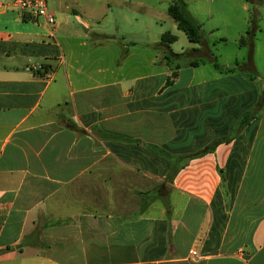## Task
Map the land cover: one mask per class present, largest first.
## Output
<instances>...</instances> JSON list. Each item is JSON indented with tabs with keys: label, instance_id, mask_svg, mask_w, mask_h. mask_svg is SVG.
Listing matches in <instances>:
<instances>
[{
	"label": "crops",
	"instance_id": "0c3cea01",
	"mask_svg": "<svg viewBox=\"0 0 264 264\" xmlns=\"http://www.w3.org/2000/svg\"><path fill=\"white\" fill-rule=\"evenodd\" d=\"M48 1L52 24L0 0V264H264V99L230 141L183 159L172 181L173 159L152 148L199 153L261 101L257 79L221 72L211 59L264 77V27L240 44L251 6L264 19V0H230L241 11L229 13L214 10L215 0H183L205 41L192 42L174 21L169 49L187 52L175 65L161 39L142 44L98 27L121 7L135 30L144 28L132 9L145 0ZM163 1L165 9L173 3ZM228 17L240 19L238 46L248 59L222 64L213 47L226 38L214 33ZM182 36L186 46L176 50ZM196 59L203 61L191 65ZM43 64L50 70L41 75ZM108 158L168 183L166 203L130 217L66 204L70 187Z\"/></svg>",
	"mask_w": 264,
	"mask_h": 264
},
{
	"label": "rangeland",
	"instance_id": "374dc122",
	"mask_svg": "<svg viewBox=\"0 0 264 264\" xmlns=\"http://www.w3.org/2000/svg\"><path fill=\"white\" fill-rule=\"evenodd\" d=\"M199 1H201L200 5L204 6L209 5L212 0ZM150 2L152 6L155 5L152 7L154 8L153 13L148 8ZM221 2L215 0V4H212L214 10H225L227 13L230 11H241V6L237 7L230 0H223ZM121 9V7H114L113 12L108 13L109 15L101 20L98 27H103L112 32L119 30L120 33L118 35L116 34L119 38L125 35L134 38L142 44L144 42L156 43V41L162 38L164 33L176 30V23L170 17L168 9H165L163 0H160L159 3L156 0H145V7L143 9H132V15H137L138 20H142L144 23V28L138 26V30H135L136 20L131 18L130 23L132 21V24L128 23L122 15ZM254 10L255 8L251 6V12L254 13ZM256 13V24L260 23L264 27V19L261 18L262 15L257 10ZM155 15H159L158 20L154 18ZM200 15L205 16L203 14ZM226 20L228 23L227 26L221 27L218 32L214 33L217 36L225 37L226 41L213 47V51L218 55L219 61L222 64L233 62L236 57L239 61L243 60V56L248 59V49L241 51L238 46L240 36L237 27H239L240 19L228 17ZM254 28V25L251 23L247 29L250 35L245 32L243 33L244 37L251 38ZM262 36L260 35L259 38ZM185 37H180L175 43L174 47L176 50H181L186 46ZM156 52L157 50L154 49V54ZM147 53L144 54L137 51V56L149 59L150 57H148L149 55ZM258 60L264 63V50L257 51ZM173 63L175 65L177 61L173 60ZM174 65L173 68L176 67ZM164 68L160 66V77L163 75ZM170 191L168 183L149 179L127 168L117 160L108 158L99 163L94 170H91L79 179L75 185L71 186L69 192L65 193L64 198L66 204H79L81 207L93 206L95 208L94 210H101L102 212L108 213H122L130 217L145 213L152 203L165 204Z\"/></svg>",
	"mask_w": 264,
	"mask_h": 264
},
{
	"label": "trees",
	"instance_id": "16d2710c",
	"mask_svg": "<svg viewBox=\"0 0 264 264\" xmlns=\"http://www.w3.org/2000/svg\"><path fill=\"white\" fill-rule=\"evenodd\" d=\"M168 12H169V15L171 16V18L177 23V26L179 27V29L183 30L192 42H197L200 44L204 43L205 37H204V31L202 28V24L189 13L188 8H187V3L185 1L173 0V3L168 8ZM256 14L257 13H256V9H255L253 16L251 18V21H252L251 23L254 25V27L257 25L256 24L257 23ZM247 34L250 35V32L247 31ZM251 35H253V34H251ZM250 39L251 38H248V37L247 38L242 37L240 40V44L241 45H247L250 43ZM175 40H176V36L171 34L170 32L164 33L162 38H161V43L166 46L165 57L168 60H174L175 58L179 59L181 56H183L187 53V52L173 53L169 49L170 44L173 43ZM209 58L211 59L212 57H209ZM211 60L214 64V66L217 69H219L221 72H230V71L240 69V70H243L244 72H246L251 77V79H257L259 84L262 86L261 101L257 104V106L253 110H251V111H249L243 115L239 125L235 129H233V131L231 132V135L224 137L222 139L215 140L212 144L207 146L204 150H202L199 153L191 154V155H185V156H174V155L166 153L165 151H163L161 149H158L157 147H152L155 151H158L162 154H166L170 158L173 159L174 167H173V170H172L171 174L169 175V177H167V179H166L167 181L173 180L174 175L177 174V172L180 169L179 165L183 159L194 157V156H197L200 154H205V153L213 150L218 143H220L222 141H230L235 135H237L242 130V128L245 125H247L251 121V119H253L256 116L258 109H260L262 107L263 99H264V88H263L264 77L259 75L258 72H256V73L250 72L248 67H246L241 62H235L233 66L224 68L219 64V62L215 58H213ZM202 61H203L202 59H196V60L190 61V64L191 65H198ZM49 70H50V65L43 64L38 70H36V72L38 74L44 75V74L48 73ZM176 75H177V71H174L173 74L171 75V77H169V79L166 81L165 86L170 85L173 81V78Z\"/></svg>",
	"mask_w": 264,
	"mask_h": 264
},
{
	"label": "built area",
	"instance_id": "2783aa9c",
	"mask_svg": "<svg viewBox=\"0 0 264 264\" xmlns=\"http://www.w3.org/2000/svg\"><path fill=\"white\" fill-rule=\"evenodd\" d=\"M16 7L34 18L42 17L47 23H54L55 18L48 10V0H13Z\"/></svg>",
	"mask_w": 264,
	"mask_h": 264
}]
</instances>
